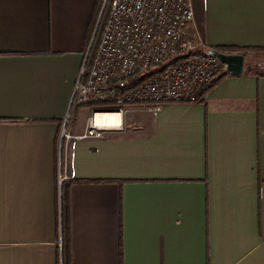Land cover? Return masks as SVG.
I'll use <instances>...</instances> for the list:
<instances>
[{"label": "crops", "instance_id": "obj_1", "mask_svg": "<svg viewBox=\"0 0 264 264\" xmlns=\"http://www.w3.org/2000/svg\"><path fill=\"white\" fill-rule=\"evenodd\" d=\"M101 2L0 0V264H62L65 175L71 264H264V0H191L189 33L246 51L242 75L78 139Z\"/></svg>", "mask_w": 264, "mask_h": 264}, {"label": "built area", "instance_id": "obj_2", "mask_svg": "<svg viewBox=\"0 0 264 264\" xmlns=\"http://www.w3.org/2000/svg\"><path fill=\"white\" fill-rule=\"evenodd\" d=\"M192 20L191 0L110 1L90 67L84 70L87 54L76 81L72 102L88 106L91 116L75 138L120 130L133 106L157 112L165 103L193 99L223 64L198 34L189 33ZM96 113L117 114V123L97 122Z\"/></svg>", "mask_w": 264, "mask_h": 264}, {"label": "trees", "instance_id": "obj_3", "mask_svg": "<svg viewBox=\"0 0 264 264\" xmlns=\"http://www.w3.org/2000/svg\"><path fill=\"white\" fill-rule=\"evenodd\" d=\"M110 1L111 0H107V2L105 3V7H104L103 13L100 18V22L95 32V37L91 43L88 56L85 61V65H84L85 71H87L90 67L93 55L95 53V49L99 42V38H100V34L102 31L104 22L109 13ZM102 3H103V0L101 2V5ZM218 50L225 52V53H239L238 48L231 47V46H223L219 48ZM262 50H264V48H262ZM227 76H231V74L225 71L223 67H221L219 71L211 79L202 83L195 90V92L193 93V99L188 100L187 102H203L205 99V95L208 93V91L214 88L219 82H221ZM71 105L72 106H71V110L67 118L66 126L72 117L73 109L76 107V105L80 106L81 104H78L76 102V98H74ZM4 121H8V119ZM11 121H15V120H11ZM58 137H60V135H58ZM59 147L63 151V147H64L63 140L61 141V144L59 143ZM73 182H75V180H72L70 177L64 178L61 181V234H62L61 236V239H62L61 257H62V264H71V227H70L69 188Z\"/></svg>", "mask_w": 264, "mask_h": 264}, {"label": "water", "instance_id": "obj_4", "mask_svg": "<svg viewBox=\"0 0 264 264\" xmlns=\"http://www.w3.org/2000/svg\"><path fill=\"white\" fill-rule=\"evenodd\" d=\"M105 7V3L103 2L101 12L99 15V19L95 28V32L97 30L98 24L100 22L101 15L103 13ZM95 32L92 35L91 43L95 37ZM89 51V49H88ZM211 53H213L215 56L219 58V60L224 64V69L225 71L229 72L233 76H239L242 75L243 69H244V61H245V56L244 54L240 53H225L216 49L211 50ZM70 111V109H69ZM68 111V113H69Z\"/></svg>", "mask_w": 264, "mask_h": 264}, {"label": "bare ground", "instance_id": "obj_5", "mask_svg": "<svg viewBox=\"0 0 264 264\" xmlns=\"http://www.w3.org/2000/svg\"><path fill=\"white\" fill-rule=\"evenodd\" d=\"M211 50H213V49H211ZM216 50H218V49H216ZM223 68H224V64H223ZM95 115H96V118H97L98 121H106L108 123H115L117 121V119H118L117 114H114V113H96ZM96 118H95V120H96ZM62 133L66 134L64 129H63ZM62 135L63 134H61V140H63L65 138L64 136L62 137Z\"/></svg>", "mask_w": 264, "mask_h": 264}, {"label": "rangeland", "instance_id": "obj_6", "mask_svg": "<svg viewBox=\"0 0 264 264\" xmlns=\"http://www.w3.org/2000/svg\"><path fill=\"white\" fill-rule=\"evenodd\" d=\"M246 53V51H244L243 53H241L240 52V54H245ZM251 60V61H250ZM246 61L247 62H254V60H253V58H249V57H246ZM262 62H264V61H262ZM263 64V67H264V63H262ZM262 64H260L261 66H254V67H256L255 68V70L258 72H261V71H264V69H262L261 67H262ZM83 111H85V118H87L88 117V119H89V117L91 116V109L89 108H87V107H85L84 108V110L82 109L81 111H80V113H81V115H82V112ZM81 117V116H80Z\"/></svg>", "mask_w": 264, "mask_h": 264}]
</instances>
